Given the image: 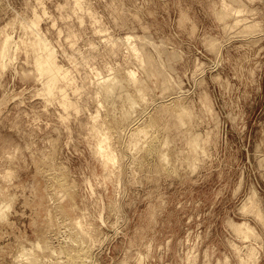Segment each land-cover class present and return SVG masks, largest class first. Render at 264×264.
Listing matches in <instances>:
<instances>
[{
    "label": "clouds",
    "instance_id": "clouds-1",
    "mask_svg": "<svg viewBox=\"0 0 264 264\" xmlns=\"http://www.w3.org/2000/svg\"><path fill=\"white\" fill-rule=\"evenodd\" d=\"M264 0H0V264H264Z\"/></svg>",
    "mask_w": 264,
    "mask_h": 264
},
{
    "label": "rangeland",
    "instance_id": "rangeland-1",
    "mask_svg": "<svg viewBox=\"0 0 264 264\" xmlns=\"http://www.w3.org/2000/svg\"><path fill=\"white\" fill-rule=\"evenodd\" d=\"M258 114L264 115V106H262L261 109L258 110Z\"/></svg>",
    "mask_w": 264,
    "mask_h": 264
}]
</instances>
